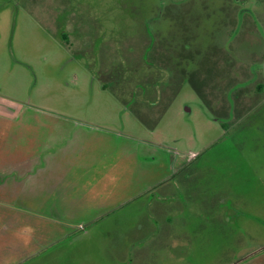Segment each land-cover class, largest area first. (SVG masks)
Returning <instances> with one entry per match:
<instances>
[{"label":"rangeland","instance_id":"374dc122","mask_svg":"<svg viewBox=\"0 0 264 264\" xmlns=\"http://www.w3.org/2000/svg\"><path fill=\"white\" fill-rule=\"evenodd\" d=\"M5 145L44 153L10 264H240L264 247V0H0ZM173 204L190 225L155 247Z\"/></svg>","mask_w":264,"mask_h":264},{"label":"crops","instance_id":"0c3cea01","mask_svg":"<svg viewBox=\"0 0 264 264\" xmlns=\"http://www.w3.org/2000/svg\"><path fill=\"white\" fill-rule=\"evenodd\" d=\"M21 150L18 147H14V146H8L5 145L4 148L0 147V264H10V254L12 253V250L14 249L16 253L20 254L22 252V248L21 247H17L16 244H14L13 248H11L10 245V241L8 239L7 236H9L10 234L14 233L18 234V226L16 227H11V226H7L5 225L6 220L8 221V223L11 225V219L13 220L15 218V215L17 216V214H14L11 212V208H13L11 203H7L9 201H12L13 203H24V202H30L31 200V196L29 195L30 189L26 188L27 190H24L25 187L21 186L25 183V180L29 177H31V168H32V164L33 161L38 162V160L41 156H43L42 154L43 151L41 150L40 152H34L31 151V148H26L23 149L25 152L24 154H26V156L23 158L21 157L20 160L18 161V163H11L9 164L10 159H13V161L17 160V158H15V155H19L21 154ZM2 152L6 153V155H3ZM28 154V156H27ZM33 154V156L31 157V155ZM23 160V161H22ZM18 171H23L22 174H20ZM5 185H8L9 189H7V191L5 192L4 188ZM11 186L13 188H11ZM22 187L23 191L21 192H15L14 194L11 193V190H16V188ZM167 194H171V189H167ZM5 192V193H4ZM41 194H38L37 197H40ZM173 205L170 206H156L153 210H154V214L152 215V218H150L148 221L151 224L152 222L157 226H159L156 231H155V235H153L152 240L155 239L153 242H151V244L155 245V247H159L161 248L163 245H165L163 243V239H167V237H171L173 235L172 230L169 228L172 227H180V231H181V235L183 236V232L184 228H188V226L190 225L189 221L187 220V218L181 217V219H175V215L173 213L174 208ZM180 207V206H179ZM214 215H213V228L217 227L218 228V224H230L233 223L232 220L230 221H220L219 220V216H220V212H218L219 214H216L217 210L214 211ZM18 217V216H17ZM16 217V218H17ZM21 218V220L23 219L21 217V215L19 216ZM152 219V220H151ZM20 220V221H21ZM158 221V222H157ZM217 222V223H216ZM7 223V224H8ZM18 223V222H17ZM20 224V222H19ZM215 224V226H214ZM230 225L229 228H230ZM200 224H197V228H199ZM165 227V228H162ZM205 226L203 225V228ZM17 239V237H16ZM17 241V240H16ZM22 244V243H20ZM19 244V245H20ZM154 247V248H155ZM25 248H26V244H25ZM14 255H16L14 253ZM11 264H14L13 262ZM240 264H264V252L261 253L259 256L257 257H252V259L250 258L249 260H244L243 262H240Z\"/></svg>","mask_w":264,"mask_h":264},{"label":"water","instance_id":"95a60500","mask_svg":"<svg viewBox=\"0 0 264 264\" xmlns=\"http://www.w3.org/2000/svg\"><path fill=\"white\" fill-rule=\"evenodd\" d=\"M264 249V247L263 248H261V249H259L258 251H256V252H254L252 255H250L251 257L253 256V255H255V254H257V253H259L261 250H263ZM250 256H248V257H250ZM248 257H246L245 259H247ZM244 259V260H245Z\"/></svg>","mask_w":264,"mask_h":264},{"label":"flooded vegetation","instance_id":"af4514ba","mask_svg":"<svg viewBox=\"0 0 264 264\" xmlns=\"http://www.w3.org/2000/svg\"><path fill=\"white\" fill-rule=\"evenodd\" d=\"M246 260V259H245Z\"/></svg>","mask_w":264,"mask_h":264}]
</instances>
